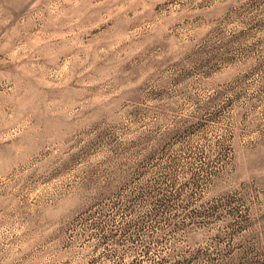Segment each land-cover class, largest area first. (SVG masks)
I'll use <instances>...</instances> for the list:
<instances>
[{
  "label": "rangeland",
  "instance_id": "rangeland-1",
  "mask_svg": "<svg viewBox=\"0 0 264 264\" xmlns=\"http://www.w3.org/2000/svg\"><path fill=\"white\" fill-rule=\"evenodd\" d=\"M0 264H264V0H0Z\"/></svg>",
  "mask_w": 264,
  "mask_h": 264
}]
</instances>
